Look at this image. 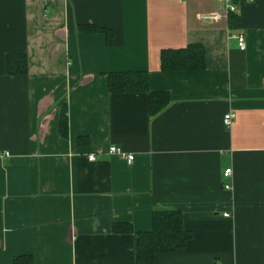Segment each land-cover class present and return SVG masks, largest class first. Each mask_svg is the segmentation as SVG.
I'll list each match as a JSON object with an SVG mask.
<instances>
[{
  "label": "crops",
  "instance_id": "crops-1",
  "mask_svg": "<svg viewBox=\"0 0 264 264\" xmlns=\"http://www.w3.org/2000/svg\"><path fill=\"white\" fill-rule=\"evenodd\" d=\"M235 4L230 30L222 0H0V264H138L136 237L112 225L149 230L157 208L192 238L153 264H264V0ZM188 43L204 68L161 71L160 51ZM13 53L26 74L6 73ZM124 70L169 104L149 116L146 93H109L106 72Z\"/></svg>",
  "mask_w": 264,
  "mask_h": 264
},
{
  "label": "trees",
  "instance_id": "trees-1",
  "mask_svg": "<svg viewBox=\"0 0 264 264\" xmlns=\"http://www.w3.org/2000/svg\"><path fill=\"white\" fill-rule=\"evenodd\" d=\"M236 3L237 0H232ZM230 30L238 28V15L229 13L227 17ZM78 32L103 33L110 43L113 32L95 23L78 24ZM204 68L203 49L200 44L188 43L180 48H164L160 51V70L163 72L196 71ZM27 72V58L23 53L6 56V73L24 75ZM107 90L111 94L146 93L149 116H155L170 102L169 94L164 90H149L148 72L143 70H124L106 72ZM67 120L65 106H61L58 130L61 136L66 135ZM78 138L77 140H79ZM116 234H133L136 237V261L138 264H153L157 253H171L183 250L192 232L182 225V214L175 209L157 208L151 212L149 230L134 232L130 223L117 222L112 225ZM12 264H33L29 254L17 255Z\"/></svg>",
  "mask_w": 264,
  "mask_h": 264
},
{
  "label": "built area",
  "instance_id": "built-area-1",
  "mask_svg": "<svg viewBox=\"0 0 264 264\" xmlns=\"http://www.w3.org/2000/svg\"><path fill=\"white\" fill-rule=\"evenodd\" d=\"M224 2V6H225V16L228 17L229 13H236V4L232 2V0H222ZM246 1H251V0H246ZM198 17L200 19H204V20H209V21H215L218 20L221 15L217 12H210V13H200L198 15ZM233 37L236 39L237 41V46L240 50H243L245 48V40H244V36L242 33H235L233 34ZM233 114L231 112H228L226 114H224L223 116V124L225 126H230L231 121L233 119ZM108 154H116L119 155L121 157H124L127 162H130L133 159V155L132 154H125V152H123L120 148H117L115 146H110L107 150ZM88 158L90 160H93L95 157L94 155H89ZM231 175V169L230 168H226L224 169L223 173H222V177L224 179L229 178ZM223 188L224 189H230L231 185L229 183H223ZM224 216H227V214H223Z\"/></svg>",
  "mask_w": 264,
  "mask_h": 264
}]
</instances>
